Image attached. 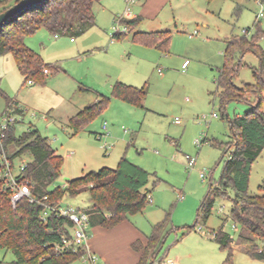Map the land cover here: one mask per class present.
<instances>
[{
    "label": "rangeland",
    "instance_id": "rangeland-1",
    "mask_svg": "<svg viewBox=\"0 0 264 264\" xmlns=\"http://www.w3.org/2000/svg\"><path fill=\"white\" fill-rule=\"evenodd\" d=\"M233 1L239 0H219L217 23L211 24L207 32L198 29L196 34L188 35L193 29L172 30L168 51L134 41L131 30L120 38L113 37L116 17L109 18L107 14L104 22H97L80 35L55 37L46 28H39L24 38L25 44L45 62L59 67L44 84L27 83L11 53L0 56V113L5 109V96L21 104L26 111L16 124V134L33 126L63 157L61 174L50 189L90 170L115 167L119 160H114L116 151H123L133 163L151 173L146 185L151 200L131 216L150 231L153 223L170 214L172 229L157 256L158 259L167 252L164 261L178 255L182 264H224L227 251L210 239L212 230L222 225L233 237L231 264H264V260L251 259L245 250V244L258 243L257 239L238 240L241 229L229 217L228 196L233 195L230 187L226 195L214 197L209 215H200L194 229L187 232L184 228L194 223L209 184H218L224 160L233 149L229 119L243 115L253 102L252 98L232 100L225 109L219 107L215 79L224 61L227 41L231 36L243 35V29H247V37L260 30L259 44L264 52V16L258 17L264 5L261 7L257 0H241L244 7L235 16ZM184 60L187 64L182 67ZM258 66L257 57L245 52L234 84H254ZM115 81L146 86L144 108L114 97ZM101 95L110 97L105 108L85 128L72 134L68 118ZM260 108L264 111V99ZM212 113L217 116L212 117ZM176 117L178 124L173 121ZM103 122L107 123V132L102 129ZM203 138L206 141L195 144L196 139ZM207 139L216 144L211 145ZM8 149L9 153L15 151V147ZM185 154L196 157L192 169L185 165ZM30 160L29 154H22L13 163ZM260 185L264 186V148L251 165L248 191L260 193ZM89 205L87 192L64 195L61 200L63 207L84 209ZM183 233L186 234L181 238ZM12 259L11 252L0 249L3 264ZM71 264L89 263L78 258Z\"/></svg>",
    "mask_w": 264,
    "mask_h": 264
},
{
    "label": "trees",
    "instance_id": "trees-1",
    "mask_svg": "<svg viewBox=\"0 0 264 264\" xmlns=\"http://www.w3.org/2000/svg\"><path fill=\"white\" fill-rule=\"evenodd\" d=\"M18 0L0 1V12ZM101 0H42L41 2L21 10L0 26V56L11 53L16 67L26 81L44 84L49 74H54L59 67L45 62L43 58L28 47L24 38L46 28L53 35L82 34L95 23L94 5ZM249 1V0H247ZM264 5V0H257ZM244 5L236 3L233 14L238 16ZM139 18L124 19L130 31ZM231 36L224 51V61L218 69L215 95L219 99V107L225 109L232 100L253 99L243 115H235L229 119L233 149L224 160L223 172L218 184H209V189L201 201L193 224L184 227L186 231L195 228L198 218L210 213L214 197L226 195L230 187L233 195L228 196L231 202L229 217L231 221L245 231L244 240L254 239L246 253L251 259L264 260V186L260 185V193L248 191L251 165L260 156L264 148V111L260 108L264 99V52L259 44L261 31L247 37ZM125 33H114L120 38ZM170 31L133 32L132 39L145 45H154L167 51ZM252 52L258 59L259 66L255 72V83L238 87L233 78L241 65L245 52ZM246 91V92H245ZM246 93H249L246 94ZM147 94L146 86L136 87L115 81L112 95L127 103L143 107ZM5 108L17 103L4 97ZM110 97L101 95L99 99L86 105L71 116L68 126L72 134L80 130L95 118L107 105ZM2 113V112H1ZM0 113V114H1ZM15 128L8 130L0 143L12 160L22 154H29L31 160L26 163L21 180L27 183L31 192L37 197L47 196L41 202L30 203L22 199L12 206L8 192L2 189L0 180V249L13 254L9 264H71L80 258L82 249L56 251V246L64 236H70L72 222L67 216H56V212L47 206H59L64 195L76 196L87 192L90 205L82 210L89 213V225L113 227L134 213L143 210L149 200L150 190L146 187L151 173L142 166L133 163L124 154L115 167L103 166L90 170L81 176L69 179L63 186L50 189L61 174L63 157L52 148L47 137L37 129L29 126L22 133L16 134ZM202 141H206L203 138ZM211 145L216 142L207 139ZM9 147H15L9 153ZM227 153L225 151L224 155ZM80 209V208H79ZM172 229L170 214L154 223L145 244L134 243L136 250L142 254L137 264H152L157 258L166 237ZM213 239L221 249L227 251L224 264H231L232 235L219 226L213 229ZM0 264L3 261L0 260Z\"/></svg>",
    "mask_w": 264,
    "mask_h": 264
},
{
    "label": "crops",
    "instance_id": "crops-1",
    "mask_svg": "<svg viewBox=\"0 0 264 264\" xmlns=\"http://www.w3.org/2000/svg\"><path fill=\"white\" fill-rule=\"evenodd\" d=\"M236 3L242 4L241 0L233 1L234 5ZM125 5V0H101L99 3H96L94 5L95 23L84 32L96 26L97 22H104L105 14L109 15V18L117 17L118 14L123 15L127 7L126 5L124 8ZM219 6V0H134L129 4L128 16H126L125 19L139 18L136 25L131 29L132 32L169 30L172 35V30L185 31L186 29H193L191 33H188V35H193V32L196 34L198 29L207 32L211 24L216 25V12L219 14ZM55 37H57V35H55ZM70 39L72 40V37ZM83 108L76 110L75 114ZM122 152L123 151H116V154H114L116 158L113 159H120L125 154H122ZM187 156L190 155H184L185 165ZM150 231H147L146 227L140 223L139 220L136 221L133 219L132 216H128L126 219L110 228L98 224L89 225L87 229L88 246L89 249L97 255L100 264H137L140 260L142 251L136 250L134 243L138 242L145 244ZM198 231L201 232L202 235L204 234V231ZM185 234L186 233H183L181 238ZM241 234L246 235L244 231L240 230L238 234L239 241L244 240ZM210 239L219 245L213 239V231L211 232ZM245 245V250H247L249 245ZM165 256H167V252L164 253L162 257L156 258L152 264L164 262ZM167 260H171V264H182L181 258L178 255L173 257V259Z\"/></svg>",
    "mask_w": 264,
    "mask_h": 264
},
{
    "label": "built area",
    "instance_id": "built-area-1",
    "mask_svg": "<svg viewBox=\"0 0 264 264\" xmlns=\"http://www.w3.org/2000/svg\"><path fill=\"white\" fill-rule=\"evenodd\" d=\"M134 0H125L127 5L125 13L116 17L114 23L112 25V29L115 30V33H125L128 28L124 19L128 16L129 4ZM260 3V2H259ZM261 7H263V4ZM264 16V12L262 10L259 11L258 17ZM122 24V25H121ZM122 27V29L120 28ZM246 30L243 29V32ZM187 64V60L182 63V67H185ZM160 72V70H158ZM27 83L33 84V81L28 80ZM17 109L13 106H7L2 113L0 114V143L3 141L6 132L16 127V124L23 119L26 109L17 104ZM215 113H212V117H216ZM174 122L179 123V118H174ZM102 129L107 132V123L103 122ZM203 140V139H202ZM199 139L195 140L196 145H200L201 141ZM73 152H69L71 155ZM196 157L187 156L186 166L187 168L192 169L195 166ZM27 162H21L19 165H15L13 163V159L11 160L8 156V153L4 150L3 146L0 149V180L2 181V189L8 192V199L12 206H15L22 199L28 200L30 203L33 202H41L46 199L47 196L37 197L35 196L29 187V185L21 180L23 176V170L26 166ZM200 177L204 178V172L202 170L199 171ZM149 200H151L149 196ZM48 210H53L56 212V216H67L69 220L72 222V226L69 228L70 236L62 237V240L56 246V251H64L67 249H71L73 251L82 249L83 253L80 258L89 264H100L98 262V257L94 254L88 246V233L87 229L89 227V213L76 208L66 206H47ZM198 230H201V226H198ZM171 260H166L161 263L154 264H171Z\"/></svg>",
    "mask_w": 264,
    "mask_h": 264
},
{
    "label": "water",
    "instance_id": "water-1",
    "mask_svg": "<svg viewBox=\"0 0 264 264\" xmlns=\"http://www.w3.org/2000/svg\"><path fill=\"white\" fill-rule=\"evenodd\" d=\"M41 1L42 0H18L17 2L13 3L8 8L0 12V26L10 17L19 13L21 10L35 5Z\"/></svg>",
    "mask_w": 264,
    "mask_h": 264
}]
</instances>
